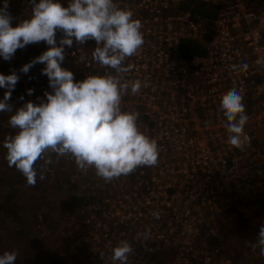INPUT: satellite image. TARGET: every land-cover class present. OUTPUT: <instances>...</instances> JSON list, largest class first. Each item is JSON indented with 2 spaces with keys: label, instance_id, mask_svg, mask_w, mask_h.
I'll list each match as a JSON object with an SVG mask.
<instances>
[{
  "label": "built area",
  "instance_id": "obj_1",
  "mask_svg": "<svg viewBox=\"0 0 264 264\" xmlns=\"http://www.w3.org/2000/svg\"><path fill=\"white\" fill-rule=\"evenodd\" d=\"M60 2L66 6L68 0ZM115 3L143 25L144 44L127 59L131 70L124 76L144 86L135 95L129 90L121 107L139 112L138 127L157 141L158 163L105 182L94 169L79 170L71 156L52 154L73 167L65 172L81 202L63 220L70 232L63 239L70 238L66 245L74 249L64 246V261L112 264V248L127 240L133 249L128 264H230L220 251V217L264 195V0ZM198 4L211 6L215 16L195 13ZM189 42L201 45L202 53L187 60L181 48ZM95 46L91 40L65 46L61 67L75 81L113 72L91 61ZM34 72L36 85L22 77L19 82L26 102L38 104L52 89L41 69ZM233 88L244 97L249 117V143L242 149L228 143L220 107Z\"/></svg>",
  "mask_w": 264,
  "mask_h": 264
},
{
  "label": "clouds",
  "instance_id": "obj_2",
  "mask_svg": "<svg viewBox=\"0 0 264 264\" xmlns=\"http://www.w3.org/2000/svg\"><path fill=\"white\" fill-rule=\"evenodd\" d=\"M28 4L31 13L22 19L9 12L8 0L0 5V58L10 61L16 50L45 42L47 50L19 71L27 74L35 64H43L41 74L47 76L52 91L45 92V99L38 104L27 101L13 111L9 101L20 77L15 71L0 74V88L6 90L0 99V113L10 114L8 126L15 130L3 142L8 166L19 171L29 186H35L38 179L46 178L44 168L53 163L52 154L71 156L79 170L86 174L94 169L105 182L127 176L138 167L157 165V141L138 127L139 112L121 107L122 97L129 90L135 95L144 86L140 80L124 76L131 70L127 59L144 44L141 21L115 0H68L66 6L60 0H28ZM57 32L62 33L58 43ZM89 40L96 45L91 61L113 72L75 81L74 74L61 67L65 46L71 48L74 41L82 45ZM85 59L81 56L82 61ZM232 67L235 70L237 66ZM240 68L246 70L247 64ZM27 91L32 94L31 89ZM220 107L226 118L228 143L242 149L249 143L244 131L249 120L244 97L233 88L221 97ZM40 160L43 165L38 169L35 165ZM251 248L264 256V225ZM132 251L127 240L119 241L111 250L112 264H128ZM18 254L5 250L0 254V264H15Z\"/></svg>",
  "mask_w": 264,
  "mask_h": 264
},
{
  "label": "rangeland",
  "instance_id": "obj_3",
  "mask_svg": "<svg viewBox=\"0 0 264 264\" xmlns=\"http://www.w3.org/2000/svg\"><path fill=\"white\" fill-rule=\"evenodd\" d=\"M11 0H8V2ZM19 3H24L23 8L20 7L19 12L23 15L28 14L31 12L30 5L28 4V0H14ZM3 4V0H0V5ZM15 26V23L12 25ZM59 40H57L58 43ZM39 43H34L26 46L23 49L16 50L13 58L10 61H5L3 58H0V74L3 75H9L13 71H15L19 77H22L21 80H24L25 82L29 83H37V79L34 75L31 74V72H34L36 70L42 69L44 66L43 64L37 63L33 67L30 68V70L27 72V74L21 73L19 70L22 65L28 63V60H33L35 57L39 56L43 51L39 49ZM27 50H31L30 53H27ZM36 50V51H35ZM11 62H15L14 65L11 66L12 69H10L8 64ZM1 66H5L6 68L2 69ZM62 66V64H61ZM11 70V71H9ZM35 73V72H34ZM29 75V76H28ZM48 82V80H45V83ZM29 86V85H28ZM29 88V87H28ZM6 90L3 88H0V99L3 98L4 92ZM23 91V90H22ZM23 93V92H22ZM26 102V99L20 100L16 96L11 95V99L9 103L13 106V111H15L16 108L22 107L23 104ZM9 113H0V162H4L6 158V152L7 150L3 147V142L6 136L13 135L15 130L10 128L8 126V116ZM43 165V161L40 160ZM64 159H60L58 162L53 161V165L51 167H45L44 172H48L49 176L46 177L43 181H40L38 179V183L34 187H40L41 192H43L42 189H44L45 186H47L49 189H51L52 195L49 193L46 197L47 199L40 200L37 205L38 209L36 210V213L34 214L35 217H37V221H31V224L33 226L34 236H36V232H38L37 238H42L43 240H49L50 237L52 242L58 245V250L61 253L62 258L68 257L65 255V249L63 246H61L63 235H68L70 232L65 231L64 222L62 217L61 211L64 213L66 208L63 203L64 200H58L61 198H65V194L62 193L63 189H69L70 187H73L71 185V178L67 176V173L60 169L62 163H64ZM1 164V163H0ZM70 166L71 165H65ZM69 167V169H70ZM55 168L60 169V173H57ZM73 170V169H71ZM3 171L5 174L6 171L3 168H0V177L1 172ZM52 172V174H51ZM18 180V179H17ZM52 182H57V185L51 186ZM63 182L64 185H63ZM32 187L25 183H19L17 190L23 191L24 195H28L27 199H30V197H34L35 194H37V190H26V188ZM72 189V188H70ZM74 189V188H73ZM62 190V191H61ZM40 192V193H41ZM48 193V192H47ZM55 193L57 196H55ZM55 196V199L53 198ZM52 197V198H51ZM235 211H231L228 213H224V217L221 216V221L219 225V233L221 237V249L220 251L227 255L229 258L230 264H264V256L259 255V249L253 250L251 248V245L256 242V238L258 236L259 228L260 226L264 225V212L259 209L257 206H240L239 209H234ZM31 216H28L27 219H29ZM43 219L47 222L51 221V224L42 223V226L40 228H37V224H39V221ZM35 228H37L35 230ZM56 228V229H55ZM36 231V232H35ZM50 240V241H51ZM220 244V243H219ZM71 250L74 253V249L72 247H69L66 245V250ZM224 255V256H225ZM231 259V260H230ZM65 264H69V261L65 260ZM73 264V263H72Z\"/></svg>",
  "mask_w": 264,
  "mask_h": 264
},
{
  "label": "trees",
  "instance_id": "obj_4",
  "mask_svg": "<svg viewBox=\"0 0 264 264\" xmlns=\"http://www.w3.org/2000/svg\"><path fill=\"white\" fill-rule=\"evenodd\" d=\"M8 4L9 12L18 19L26 18L31 13L29 12V15L25 14L22 16V14L19 12L20 7L23 8L24 3L21 4L19 2L11 0L8 2ZM193 11L197 14H200L203 18L206 19H212L215 16V10L211 8V6L206 4H198ZM13 23H16V21L14 20ZM30 52L31 50H27V53ZM201 53L202 46L196 42L184 43L181 48V56L187 60ZM1 68L4 69L6 67L1 66ZM11 95L16 96L18 99L23 97V99L20 100H24L22 86L19 81L15 85V89L14 91H12ZM0 163V168H3L7 173L5 174L3 171H1L3 175L1 174L0 177V254H2L5 250L18 251L19 254L15 264H65V261L62 258L60 251L58 250V245L53 243L51 240L52 237H50L49 240L37 238L38 232H36V229L40 228L43 222L46 224H51V221L49 222V220H47L46 222L44 219L43 221L40 220L39 224H37L36 226L37 228H35V232L37 234L36 236H34L33 226L31 224V221H37V217L34 216L36 210L38 209L37 203L42 199H47L46 195H49L52 188L49 189L47 186H45L44 189H42L43 192H41V186L28 187L30 190H38L37 194H35L34 197H30V199H27L28 195H24L23 191L17 190L16 188L21 182L27 184L25 178L14 167L8 166L6 158L4 162ZM53 163L47 165V167H51ZM41 166V161H38L35 165V167H37L38 169H40ZM55 170L57 173H60L59 169L55 168ZM44 174L45 177L49 176L48 172H44ZM55 185H57V182H52L51 186ZM71 185H73V183H71ZM28 188H26V190H28ZM70 188L63 189V191L61 190L62 193L65 194L66 199H58L65 201L63 205H65L66 210L64 213L62 211L60 212L62 213L61 218H63V220L75 212V210L77 209L76 207L79 206L77 203L80 202L77 200L78 198L75 197V191L73 187ZM50 194L52 195V192ZM55 196H57L56 193ZM55 196H53L54 199ZM246 205L257 206L263 213L264 195L256 198L252 202L245 203L242 206ZM239 207L240 206H236L226 213L235 211L234 209H239ZM28 216L31 217L27 219ZM68 241H71L70 238L63 239L61 246L64 247Z\"/></svg>",
  "mask_w": 264,
  "mask_h": 264
},
{
  "label": "crops",
  "instance_id": "obj_5",
  "mask_svg": "<svg viewBox=\"0 0 264 264\" xmlns=\"http://www.w3.org/2000/svg\"><path fill=\"white\" fill-rule=\"evenodd\" d=\"M52 161H56V162H58L59 160L56 159V158H52ZM69 167H70V166H65L63 163H62V165H61V169H63L64 171H66V170L71 171V169H73V167H70V169H69ZM57 169H58V168H57Z\"/></svg>",
  "mask_w": 264,
  "mask_h": 264
}]
</instances>
